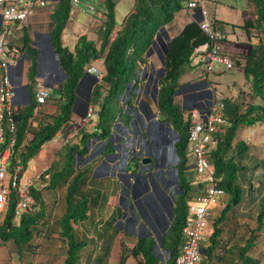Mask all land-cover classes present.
I'll return each mask as SVG.
<instances>
[{
    "label": "trees",
    "instance_id": "1",
    "mask_svg": "<svg viewBox=\"0 0 264 264\" xmlns=\"http://www.w3.org/2000/svg\"><path fill=\"white\" fill-rule=\"evenodd\" d=\"M248 4L251 7V15H248L249 9L244 10L242 23L232 24V27L241 28L250 44L248 52L242 57V63L239 58L234 59V62L236 60L235 63L242 72L244 81L248 83L249 94L253 100L244 101L240 94L238 98L226 96L220 99L219 113L224 122L218 123L216 130L212 132L215 143L208 151V158L214 168V177L223 189L224 195L221 198L222 206L217 209L218 213L211 216V230L205 245L201 246V251L204 252L201 264H206L211 259H214L215 264H259L258 259L251 255V251L256 245L258 235L264 232V179L259 178L253 183L250 176H253L255 167L260 165L263 168L261 175L264 177V158L252 156L248 143L237 138L240 127L264 123V0H248ZM180 7L178 0H135L132 11L115 29L119 24L115 16V0H103L99 45L96 46L93 40L82 34L77 38L73 49H70L62 43L61 37L70 16L71 6L69 0H57L49 12L48 33L63 79L56 87L57 95L54 97L49 95L46 100V102L52 100L55 107L50 112L44 111L43 105L38 113L33 114L35 100L32 88L37 73V50L30 44L26 31H23L20 49L28 57L29 62L25 84L30 100L26 98L16 103L12 113L15 128L12 132L4 130L0 150L8 145L11 137L14 138L13 153L8 159V165L12 167L19 163L25 170L28 162L39 152L43 144L50 141L63 126L69 124L77 108L76 86L87 76L90 81L92 78L94 80L90 89L89 104L94 108L98 106L96 111L98 120L91 133H82L80 139L82 148L76 144L65 145L62 164L55 167L56 165L52 166L50 163L38 175L40 179L45 180V185L41 187L45 186L59 192L64 189L62 198L65 203L62 201V211L54 220H51L53 209H46L41 187L32 183L29 191L37 205L32 211L23 213L19 221L14 223L12 217L15 193L13 190L10 191L4 216L0 221V244L11 243L20 258L24 253H33L39 245L32 243L33 238L42 236L60 241L62 245L60 247L64 252L60 263L42 264H79L81 251L87 242L82 234L80 236L76 234L75 225L84 224L83 220L89 215V207L88 200L79 196L78 191L83 178L81 172L74 171V154L86 152L89 136L104 139L109 135V123L115 115L113 105H117L120 96L130 98L139 81V65L144 62V56L150 52L156 37L162 34L161 27L172 20ZM222 23L220 20H213V25L219 29L222 28ZM202 34L197 21L190 20L167 41L162 55L164 70L156 76V85L154 84L152 88L157 111L179 134V140L175 143L179 158L177 164L179 193L172 206V218L164 240V245L168 249L166 264H176L175 258L182 244L181 230L187 200L203 191L201 185L193 184V180L185 173L188 121H184L182 114L189 107L185 106L184 109L183 103L175 101V92L178 94V89L182 85L179 82L180 75L193 56V47L190 43ZM101 58L104 75L103 80L97 82L94 76L87 72L86 67L92 61ZM201 97L196 95L193 101ZM245 160L252 161L253 165L249 166ZM248 170L250 175H246ZM246 203H255V214L251 218L253 226L240 221L238 216V209ZM53 205H56V202ZM112 220L114 221V218ZM231 224L233 228L230 227ZM130 252L136 258L140 256L142 264H154L156 261L152 253V241L139 240ZM125 256V247H122L118 264L125 263ZM28 261L22 263L34 264L31 259Z\"/></svg>",
    "mask_w": 264,
    "mask_h": 264
},
{
    "label": "rangeland",
    "instance_id": "2",
    "mask_svg": "<svg viewBox=\"0 0 264 264\" xmlns=\"http://www.w3.org/2000/svg\"><path fill=\"white\" fill-rule=\"evenodd\" d=\"M48 1V0H46ZM133 0H115V16L116 20L119 24H117V29L120 24L123 21V18L125 17V14H127L128 11H130L133 7ZM50 4L46 3L45 6H43L41 9H38L34 11L33 15L23 24V30L26 31L27 37L29 40L34 41L35 35L33 31H48L49 30V12H50ZM92 5V9H87L86 6ZM206 12L209 17H217L219 19H222L230 24H226L225 28L227 31L231 30L232 24L239 25L243 20V11L249 9V14L251 15V7L248 4V0H206L205 3ZM81 10L80 13L78 10ZM103 10V3L100 0H80L79 5L76 8H73L70 12L69 19L66 23V26L63 30V34H65V42L69 41V33L71 31H99V28L101 26L103 17L97 15V11ZM189 21L188 15L180 8L178 11L174 13V16L172 20L165 26L166 29L163 31H167L169 34H177L178 31L182 28V26ZM25 27V30H24ZM235 31H241L240 28H234ZM44 35V34H43ZM43 35H38V41L41 40L43 45H45L44 50H47V44L44 40ZM155 38V37H154ZM168 41V35L165 33H162L159 35L151 47L150 52L147 54V56H144L145 63L147 65L151 64L152 67H155L156 69L151 70L152 73L148 77V80H152V84L150 83L147 85L146 90H143L142 98L144 101H146L154 110L157 111L156 106L154 105L153 101V94H152V88L153 85H156V76H159L161 71V60L163 55V49L164 45ZM18 43L22 44V36L18 40ZM32 45V44H31ZM34 47V45H32ZM37 50V57H38V48ZM42 51V53L44 52ZM196 56L191 57V62L185 65L183 68V72L180 75L179 82L183 84L188 83H195V82H202L199 80V75L201 73H205L203 71L204 64L203 63H197ZM236 62V60H235ZM234 62V66L230 69H225L224 66L221 63L213 62L212 68L214 71L218 73H211L212 71H209L210 76H218L216 78L217 82H215L216 88H206L204 86V91L206 92L207 96H202L200 99H195L193 102H188L186 104H191L192 107H197L198 109H201L203 105L208 104V102H220V99L226 96H231L238 98L239 94L241 95L242 99L244 101H252L253 98L249 94V85L244 81V76L242 72L238 69L237 64ZM242 63V61H241ZM29 62H25L23 67V75H22V81L23 83H26V69ZM94 67H97L99 69L102 68V64L99 61H92L91 64ZM154 65V66H153ZM52 76L46 77L44 73L42 72V69H37L36 76L37 78H41L44 81V84L48 87H50V96L54 97L57 95L58 90L57 86L59 82L63 79V73L60 69L58 62L55 61L53 64V70H52ZM87 78L81 82L80 87L78 89V102H77V108L76 111L81 112V110H86L89 104L90 99V89L92 84L94 83L93 78L88 79ZM96 81V80H95ZM22 83V84H23ZM89 85V87H88ZM137 86H143L142 83L137 84L134 88V91ZM218 90V91H217ZM127 90L125 91L126 94ZM187 95V92H183L181 94H176L175 101L177 103H183V96ZM237 96V97H236ZM125 97V95H124ZM134 98V95L130 96V100ZM26 99L25 96L19 97L17 100V103H20V101H24ZM127 100V99H126ZM52 100H48L45 105L43 106L44 111H53L55 109L54 105L51 102ZM128 108V103L123 100V97L118 101L117 105H113L112 109H115V115H113V120L109 123V135L111 136L113 143H117L118 135H121L120 126H125V117H126V110ZM92 109H96L97 111L98 106L92 107ZM42 111V112H44ZM219 112V110H218ZM41 116V115H39ZM37 116V117H39ZM98 120L97 113L93 112L88 122H82L80 121V117H74L70 120L69 124L63 126L59 131L60 133L55 135L48 143L46 142L43 147L39 150V152L31 158V160L26 165L25 171L29 173L31 171V165L34 163H37L38 165L43 166L46 164H52V166L56 165L55 167H59L62 164V161H64L63 155L65 152V145L69 144H76L78 147L82 148V142L80 141L82 137V133H91L93 131V128H95L96 123ZM217 128V126H216ZM99 132V130H97ZM75 132L74 135H71L68 137V140H66L67 135L70 133ZM93 136H89V139L87 141H91ZM237 138L245 140L248 145L250 146L249 152L252 156L257 158H264V123L256 124L252 127H246L242 126L239 128L237 133ZM106 139V138H105ZM66 140V141H65ZM89 141V142H90ZM93 144L90 143V146L86 149L85 153L79 154L75 153L73 158V167L74 171L81 172V177L83 178V182L81 183L80 189H79V196L86 198L88 200V207H89V215L87 218L83 220V223H77L75 225L76 227V234L84 237V239L87 242L86 247L81 251V258L79 264H91V248H93L97 242H101L103 239V248H102V256L100 259L97 260V263L95 264H105L106 263V257H108L110 250L108 249L110 247L111 242L108 240L112 238L113 232L118 230V225L116 224L118 221H120L123 217V210L121 206H117V208L113 209V217H111V222L114 226L117 225L115 228H110V224H104L102 222L101 224H98L97 227H95V220L99 218L98 215H96V211L102 203L103 199H106V196L111 193H116L118 188H120L122 176L123 179L125 178V170L120 167L119 164H117L116 160L112 161V164L114 166V170L116 174L113 175H104L106 173V170L101 169L99 166L104 163L107 164L108 160L106 158L109 154L116 153V148L113 146L111 141H108L106 148L103 152H96V150L92 151L93 148H96L95 142L92 140ZM100 145V144H98ZM92 148V149H91ZM91 149V153L89 154V150ZM63 158V160H62ZM91 158V159H90ZM109 159V158H108ZM245 162L252 166V161L245 160ZM255 171H253V176L251 175V181L253 183L257 182L259 178L264 179L262 174L263 168L259 165L255 167ZM246 175H250V171H246ZM41 173V172H40ZM39 173V174H40ZM186 175L194 180L200 179V175L196 172L195 169H185ZM38 174V175H39ZM119 174V175H117ZM121 175V176H120ZM25 178L27 176H24ZM36 177V178H35ZM35 178V179H34ZM33 183L40 185L44 184L45 180L40 179L39 176H34ZM45 185V184H44ZM64 189L59 192L57 190H53L52 188H46L41 187V195L44 199V202L46 203V209H53L52 212V219L54 220L62 211L61 205L64 202L62 196H63ZM56 202V205H53V203ZM105 200L103 201V205ZM62 203V204H61ZM65 203V202H64ZM37 204L34 203L26 212L32 211ZM220 207V206H219ZM217 207L213 211V216H215L218 213ZM108 208L109 214H111L110 207ZM245 208H247L245 211L238 209V216L240 218V221L242 222H248L249 225H254V222L252 221V217H254L255 214V203L249 204L246 203ZM5 211L0 212V221L2 220L4 216ZM106 214V213H105ZM98 216V217H97ZM105 218L106 215L103 214L102 218ZM114 218V221L112 220ZM211 219V218H210ZM233 222V219H232ZM83 224V226H82ZM104 224V226H103ZM85 226V227H84ZM231 228L234 226L231 224ZM209 228L211 229V225L209 224ZM112 238H116V233ZM122 237V236H121ZM98 240V241H97ZM257 242L253 250L251 251V255L258 259L259 264H264V232L260 233L257 237ZM117 241L120 243L121 239L119 240V236H117ZM124 241V239H123ZM32 243L39 245L35 248V251L33 253H24L23 257L20 258L17 251L13 250V245L11 243L8 244H0V264H23L22 262H29L28 259H31L34 264H42V263H60L63 259L64 252L63 249L60 247L61 242L53 239H46L42 236H35L32 240ZM118 245V243H117ZM113 246V245H112ZM107 247V248H104ZM28 258V259H27ZM108 264H118V261L108 259ZM203 262V261H202ZM201 262V263H202ZM206 264H215L214 259H211L206 262ZM221 264V263H218Z\"/></svg>",
    "mask_w": 264,
    "mask_h": 264
},
{
    "label": "built area",
    "instance_id": "3",
    "mask_svg": "<svg viewBox=\"0 0 264 264\" xmlns=\"http://www.w3.org/2000/svg\"><path fill=\"white\" fill-rule=\"evenodd\" d=\"M178 2L181 5L180 8L192 20L197 21L202 35L207 39L206 49L194 54L197 58L196 62L204 64L203 71L206 73L212 71L213 62L221 63L225 69L232 68L234 59L221 47L224 35L222 30L213 25L211 17L208 16L205 8L206 0H178ZM79 3L80 0H69L71 9L76 8ZM45 5L46 0H0V144L3 141L4 130L12 132L15 128L12 113L20 97L18 90L23 75L20 60L23 59L24 63L25 59L24 54L19 53L12 46V41L18 30L23 27L24 22L33 15L36 7ZM87 8L92 9L93 6L88 5ZM55 61H57V56L52 52L50 64L43 67L45 78L53 75ZM86 70L94 76L97 82L103 80V69L88 65ZM145 73L146 67L138 72L139 81ZM140 87L145 91L147 84L136 87L137 95ZM32 89L35 100L33 114H36L45 105L50 95V87L46 86L41 78H36ZM121 97L126 101L127 98L125 99L124 96L119 98ZM220 107L221 102L210 101L208 104L205 103L201 109L191 107L182 114L184 121H188L186 166L192 167L200 175V179L192 182L200 184L203 191L186 202V215L181 230L182 244L175 258L176 264H201L202 251L199 242L213 211L219 206L220 198L224 195L223 189L214 177V168L208 158V151L215 143L212 132L216 130L218 123L224 122L218 112ZM93 112L92 106H88L84 115L80 117V121L88 122ZM74 134L75 132L68 134L66 140ZM13 144L14 138L11 137L8 145L0 150V212L6 210L10 191L13 190L15 203L12 220L17 223L20 216L34 205L35 199L29 191L33 179L23 177L24 170L21 164L16 163L12 167L8 165V159L13 153ZM132 180V178L129 179V182L132 183Z\"/></svg>",
    "mask_w": 264,
    "mask_h": 264
},
{
    "label": "crops",
    "instance_id": "4",
    "mask_svg": "<svg viewBox=\"0 0 264 264\" xmlns=\"http://www.w3.org/2000/svg\"><path fill=\"white\" fill-rule=\"evenodd\" d=\"M56 1L57 0H48V1H46V3H48V4L51 3L50 7L52 8L53 4ZM100 1L103 3V0H100ZM134 2H135V0L132 1L133 5H134ZM41 8L42 7H36V11L38 9H41ZM86 8H87V6H86ZM132 9H133V7H132ZM132 9L130 11H128L127 14H125V16L128 15V13L132 11ZM78 11L80 13L81 10L79 9ZM96 13H97L98 16H102L103 17V10H102V12L101 11H97ZM211 19H212V21L216 19V20H220V21L223 22L222 23V28H221L222 32H223V35H224V38H223L222 44H221L222 49L224 51L230 53L232 55L233 59L239 58L240 61H243L242 57L248 52L249 47H250V44L247 41V37H246L245 32L241 28H240L241 31H235L234 28H236V27H231V30L227 31V29L225 28V25L226 24H230V23H228V22H226V21H224L222 19H219L217 17H211ZM190 20H192V19L189 17V21ZM166 25H164L162 27L163 30L166 29L165 28ZM21 30H23V27L21 29H19L18 32L16 33V37L12 41V46L14 48H16V50L19 53L24 54V52L20 49L21 44L18 43V40L23 35V31H21ZM33 33L35 35V39H34V41L30 40V44L34 45V48H36V49L38 48V57H37L38 65H37V69L41 68L42 72H43V67L45 65L50 64V54L52 53V51L50 50L48 45H47L48 46L47 50H44V49H46L45 45H43L41 40L38 41L37 38H38V35H43L44 34L43 37H47L48 40H49V38H50L49 37V33H48V31H46V32H44V31H33ZM162 33H165V34L168 35V40L171 37H173L174 35H176V34H173V35L169 34L167 31H162ZM82 34H85L87 36V38L93 40L96 43V46L99 45V43H100L99 31H71L69 33L68 44H67V42H65V38H64L65 34L62 33V37H61L62 43L64 45L68 46L70 49H73L77 38L80 35H82ZM41 50L42 51L44 50V52L42 53ZM194 54L195 53L193 52V56H194ZM24 56H25V54H24ZM145 56H147V55H145ZM27 60H28V58H26V56H25L23 67H24L25 62H27ZM95 61H99L102 64V68L101 69H103L102 58L98 59V60H95ZM144 67H146V73H145L144 77L141 78V80L137 84H140V83H142V85L145 84V83L147 84L148 77L152 73L151 70L156 69L155 67H152L151 64L147 65L145 63V60H144L143 63H141L139 65V71H141ZM211 73L215 74V73H218V72L213 70ZM209 74L210 73H208V72L207 73L206 72L205 73L204 72L201 73L199 75V80H201L204 83V86L206 88H208V89H210V88L212 89L213 87L216 88L215 82H217L216 78H218V76H210ZM37 77L38 76H36V78ZM22 83H23V81H22ZM22 83H21V85L19 87L18 95L20 97L25 96L27 98V93H26L25 89L23 88V85L25 83H23V84ZM145 89H146V87H145ZM142 91H143V89H142ZM131 95H134V97H135L137 95V93L133 90ZM17 102H18V100H17ZM76 102H78V96H77ZM183 105L186 106V107H189V108H190V106L192 107L191 104L189 105V104L183 103ZM94 112L97 113L95 110H94ZM84 113H85V109L81 110V112H78V111L75 110V112L73 113L71 119H73L74 117H81L82 115H84ZM94 129L95 128H93V130ZM59 132H57V134ZM109 137H110V135H108L106 137V139L105 138L104 139H97V138H95L93 136L91 139L95 142L97 147L93 148L92 151L96 150V152H103L104 149L106 148V145H107L108 141H111V143L115 147L112 138L109 140ZM92 140L91 141L89 140L90 142L89 141L86 142V144H87L86 148H88L90 146V143L93 144ZM104 140H105V145L103 146L102 143H103ZM98 144H100V145H98ZM43 145H45V143ZM91 149L89 150V154L92 152ZM114 155H115V153L114 154H109V155L106 156V158L108 160V163L105 164L106 168L104 170H106V173L104 175L116 174V172L114 170V166L112 164ZM47 167H48V164L43 165V166L40 167V165H38L37 163H34V164L31 165V171L29 173H27L24 170L23 177L27 176V177L33 179L34 176H38V174L40 172H42ZM117 175H119V174H117ZM125 184H128V179L126 178V175H125L124 179H123V176H122L120 188H118L116 193L108 194L106 196V199H103V201L105 200V202H104L105 204L103 205L102 204L103 201H102V203H100V205H99V207H98V209L96 211V215H98L99 218L95 220V223H94L95 227H97V225L101 224L102 222H104V224L111 223L110 219H111V217H113V209L117 208L118 205L121 206V208L123 210L122 219L116 223L118 225V230L117 231L115 230L116 233H117L116 238L112 240V238L115 235V231H114L112 238H110L108 240L109 242H111L110 247L108 248L110 250V253H109L108 257H106V263L105 264H108L107 261L110 258H111V260L118 261L119 255L122 252V247H125V255H126L124 264H142L140 262V256L136 258L130 252V249L135 244H137V242L139 240L152 241V245L156 244V248L154 250L155 252L154 253L152 252V253L155 256L156 261H158V264H166L165 260L167 258V251H166L167 247L164 245V240L166 238V233L169 230V226H170V222H171V218H172V216H171L172 208H168L166 205H164L163 200L159 199V198H154L151 203H146L145 201H143V198H144L143 195L144 194H138V195H135V196H132L131 194H127V191L125 190ZM35 185L38 186V187L40 186L37 183ZM162 194L163 195H167V193L165 192L164 189H163V193ZM221 198H220V203H219L220 207L222 206ZM106 207H110V209L112 211L111 214L108 215L109 210H108V208L106 209ZM246 209L247 208H245V205H244L239 210L245 211ZM103 214L106 215L105 218L104 217L102 218ZM210 223H211V219L209 220V224ZM104 224H103V226H104ZM209 224L206 227V229H205V231H204V233L202 235V239L199 242L200 247L205 245L207 237H208V234L210 233L211 229L209 228ZM117 225L114 226L113 223H112V224H110L109 227L111 229L112 228L116 229ZM117 236H119V240L121 239L120 243L117 241ZM123 239H124V241H123ZM104 240L105 239H103L101 242L100 241L97 242L96 245L93 248H91V252L93 251L92 252V256H91V264L97 263V260L100 259V257L102 256V254H101L102 251L101 250L103 248L102 246H103ZM117 243H118V245H117ZM104 248H107V247H104ZM152 249H153V246H152ZM203 255H204V252H202V256ZM157 256H160L161 258L158 259Z\"/></svg>",
    "mask_w": 264,
    "mask_h": 264
},
{
    "label": "flooded vegetation",
    "instance_id": "5",
    "mask_svg": "<svg viewBox=\"0 0 264 264\" xmlns=\"http://www.w3.org/2000/svg\"><path fill=\"white\" fill-rule=\"evenodd\" d=\"M49 46V40L44 37ZM148 80L147 85L152 84ZM203 82L183 84L178 95L183 96V103L193 101L196 95L207 96ZM142 87L139 94L132 100L127 99L128 108L125 112V126L121 125V135L114 143L117 152L113 160L125 170L126 178L132 180L131 195L144 194L143 201L151 203L154 198L163 200L164 205L172 208L175 197L179 193L177 176V148L174 139V127L158 111L154 110L142 98ZM148 158L146 165H140L141 158ZM105 169L102 163L99 166ZM186 169H193L186 167ZM163 189L167 195H163ZM134 203V202H133ZM139 203V202H138Z\"/></svg>",
    "mask_w": 264,
    "mask_h": 264
},
{
    "label": "water",
    "instance_id": "6",
    "mask_svg": "<svg viewBox=\"0 0 264 264\" xmlns=\"http://www.w3.org/2000/svg\"><path fill=\"white\" fill-rule=\"evenodd\" d=\"M162 28V27H161ZM156 37V36H155ZM49 42H50V38H49ZM191 46L193 47V52L195 54L199 53V52H203L205 49H206V46H207V39L204 35H200L196 38H194L192 41H191ZM49 48L50 50L52 51V45L51 43H49ZM53 52V51H52ZM147 55V54H146ZM26 56V55H25ZM26 58H28L26 56ZM20 68L23 69V59L20 60ZM164 70V65H163V60H161V67H160V71L163 72ZM82 80V79H81ZM81 80L78 82V85L76 86V90L78 89L80 83H81ZM23 88L25 89L26 93H27V99L30 100V96L28 95V91H27V85H23ZM175 95H176V92H175ZM154 105L156 104V100L154 98ZM182 108H186L185 106H182ZM174 134H175V139H174V143L176 141L179 140V134L178 132L176 131V129H174ZM111 139V136L109 137V140ZM102 145L104 146L105 145V140L103 141ZM117 151V149H116ZM178 158V157H177ZM179 159V158H178ZM148 163V158H141L140 160V165H146ZM177 173V172H176ZM177 178V176H176ZM178 180V179H177ZM125 190L127 191V194H131L132 192V183H128V184H125ZM171 216H172V210H171ZM153 249H152V252L154 253L155 251V248H156V244H153ZM167 253H168V249H166ZM158 259H160L161 257L160 256H157ZM154 264H158V261H155Z\"/></svg>",
    "mask_w": 264,
    "mask_h": 264
}]
</instances>
